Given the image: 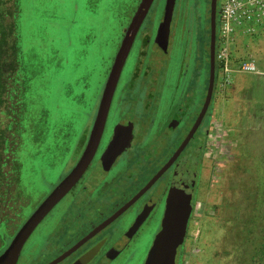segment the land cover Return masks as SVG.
Returning a JSON list of instances; mask_svg holds the SVG:
<instances>
[{
	"label": "rangeland",
	"instance_id": "1",
	"mask_svg": "<svg viewBox=\"0 0 264 264\" xmlns=\"http://www.w3.org/2000/svg\"><path fill=\"white\" fill-rule=\"evenodd\" d=\"M140 1L0 0V38L16 30L20 47L8 75L16 79L12 87L23 89L15 107L9 97L2 106L0 254L69 172L84 110L98 107L123 29ZM17 57L24 85L17 81ZM258 60L259 73L232 75L224 91L217 81L180 264H254L264 228V56ZM19 110V123H10ZM153 233L143 234L137 248L143 254L130 253L117 264H144Z\"/></svg>",
	"mask_w": 264,
	"mask_h": 264
},
{
	"label": "flooded vegetation",
	"instance_id": "2",
	"mask_svg": "<svg viewBox=\"0 0 264 264\" xmlns=\"http://www.w3.org/2000/svg\"><path fill=\"white\" fill-rule=\"evenodd\" d=\"M166 5L167 0H153L125 61L104 129L89 165L77 183L30 234L17 264L54 254L44 264H50L58 258L61 260L56 264L124 263L125 258L131 256L130 253L143 254L137 251L140 242L146 240L143 234L150 232L151 235L154 226H157L149 240L146 264L150 249L162 229L175 171L191 148L199 150L192 209L204 148L209 137L210 105L218 81L216 51L219 0L213 96L201 122L186 142L209 88L212 0H175L168 37ZM132 17L123 29L118 50ZM102 94L97 108L84 110L83 123L72 147L75 150L69 156L72 164L63 179L78 164L86 150ZM112 146L115 150L123 149H119V153L105 154L108 147ZM181 147V151L173 158ZM27 152L30 155V151ZM169 162L162 174L135 198ZM17 175L22 178V172ZM133 198L130 205L106 223ZM2 201L3 197L0 199ZM33 212L22 221L19 229ZM185 227H188V219ZM187 233L185 230L175 264L181 262Z\"/></svg>",
	"mask_w": 264,
	"mask_h": 264
},
{
	"label": "water",
	"instance_id": "3",
	"mask_svg": "<svg viewBox=\"0 0 264 264\" xmlns=\"http://www.w3.org/2000/svg\"><path fill=\"white\" fill-rule=\"evenodd\" d=\"M153 0H141L139 3L132 20L126 30L125 36L116 54L114 63L109 72L102 98L100 101L97 119L94 124L86 150L79 160L78 164L73 170L52 190V192L41 202L33 214L27 219L23 226L19 229L9 246L0 255V264H17L21 250L37 225L42 219L53 209V207L66 195V193L77 183L87 166L89 165L100 140L101 133L104 129L105 121L110 109V104L120 78L122 69L124 67L127 56L135 40L136 34L145 19ZM175 0H167L166 5V36H169L170 21L173 14ZM216 12L217 0H212L211 20H212V50H211V67H210V82L207 96L203 108L192 128L188 134L186 141L190 139L194 131L201 122L203 115L209 107L213 96L214 82H215V41H216ZM185 144V143H184ZM183 147V146H182ZM182 147L173 156L176 157L177 153L181 151ZM108 147L105 154L109 152L119 153L121 151L116 148ZM198 149H190L187 154L179 162L175 171L172 187L167 199V207L162 221V229L156 236L153 246L146 264H175L178 247L180 246L183 235L186 230V221L188 219L193 192L195 189L197 170H198ZM167 163L152 179L151 181L136 195L137 198L143 193L168 167ZM133 198L121 210L115 213L106 223L113 220L123 209L130 205ZM77 247V246H76ZM61 258L56 259L50 264H56Z\"/></svg>",
	"mask_w": 264,
	"mask_h": 264
},
{
	"label": "built area",
	"instance_id": "4",
	"mask_svg": "<svg viewBox=\"0 0 264 264\" xmlns=\"http://www.w3.org/2000/svg\"><path fill=\"white\" fill-rule=\"evenodd\" d=\"M218 81L234 83L236 73H259V56L264 54V0H220L217 12ZM218 83V82H217Z\"/></svg>",
	"mask_w": 264,
	"mask_h": 264
},
{
	"label": "trees",
	"instance_id": "5",
	"mask_svg": "<svg viewBox=\"0 0 264 264\" xmlns=\"http://www.w3.org/2000/svg\"><path fill=\"white\" fill-rule=\"evenodd\" d=\"M16 31V30H15ZM15 31L10 30L9 32L5 31L4 34L1 36L0 38V125L3 123L2 121V106L6 101V97H9V99L13 101H11V106L15 107V101H20L21 99V94L23 93V89L18 87L17 89H15L13 86V83L16 82L14 80V77L10 78V76L8 75V73L11 71V68L13 67L14 64V55H20V47L18 45L17 39L18 37H16L15 35ZM15 32V33H14ZM10 36L13 37L11 44L12 46L9 45L8 48V39L10 38ZM6 49L10 52L11 50H13L11 52V54L6 51ZM12 55V59L11 63H9V56ZM20 58L17 57L16 60V66H15V70H16V74L19 72H22V75H20V77L17 79V81L19 82V84L23 83V69L21 67V63H20ZM10 65V70L8 71V66ZM14 71V69H12ZM18 71V72H17ZM217 75H218V70H217ZM10 82V83H9ZM9 84V86H8ZM12 84V85H11ZM8 89V90H6ZM15 93V95H14ZM7 94V95H5ZM13 111V109H12ZM12 113V112H11ZM19 115H20V110L18 112V117L16 116L14 118V120H11L10 123H19ZM1 177V176H0ZM258 242L257 245H255L254 248V264H264V228L261 229L260 234L258 235Z\"/></svg>",
	"mask_w": 264,
	"mask_h": 264
},
{
	"label": "crops",
	"instance_id": "6",
	"mask_svg": "<svg viewBox=\"0 0 264 264\" xmlns=\"http://www.w3.org/2000/svg\"><path fill=\"white\" fill-rule=\"evenodd\" d=\"M263 56H264V54H263ZM263 56L261 57V59L263 58ZM264 64V63H263ZM262 67V66H261ZM261 69V68H260ZM261 72H263V71H261Z\"/></svg>",
	"mask_w": 264,
	"mask_h": 264
}]
</instances>
